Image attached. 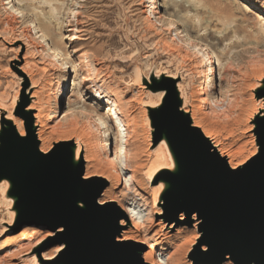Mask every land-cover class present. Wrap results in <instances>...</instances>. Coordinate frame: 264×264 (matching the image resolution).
I'll return each mask as SVG.
<instances>
[{"label":"rangeland","instance_id":"obj_1","mask_svg":"<svg viewBox=\"0 0 264 264\" xmlns=\"http://www.w3.org/2000/svg\"><path fill=\"white\" fill-rule=\"evenodd\" d=\"M18 1L23 2L19 9L29 18H18L15 11L2 5L0 0V104L5 106L4 110L12 107L6 111L12 110L13 115L24 123L22 117L28 112L25 91L30 87L19 71L21 66L24 67L27 74L30 72L28 76L33 86L32 92H37L39 107L43 108L42 114L53 117L50 126L54 128L47 132L44 142L45 146H51V150L59 144L61 147H67L71 140L76 142L78 136L94 137L97 124L93 119L85 118L84 111L81 113L76 109L82 104L89 106L94 102L95 98L89 95L91 91L80 85L82 80L89 79L95 82L94 87L101 94L114 96L108 104L113 101L121 111L133 116L137 141H133L131 145L136 154L142 156V160L145 159L144 155L157 146L155 142L158 139L155 132L156 116L149 112L146 105L156 104L157 95L165 92L170 86L177 91V84L181 85V93L176 92L181 97L178 98L180 103L184 102L185 108L196 112V121L216 137L213 143H220L222 147L227 148L232 163H240L242 160L247 163L259 153L260 143L254 125L259 113L264 111V98L261 94L264 91V37H261L264 36V0H159L158 16L150 14L149 0ZM244 5L248 8L247 11L240 10ZM168 16L175 20L176 24L171 25L172 22L166 18ZM36 17L39 18L38 21L41 18L40 21L46 23L39 21L42 26L45 25V29H49L47 32L53 35L52 40L55 39L57 45L61 42L62 45L59 46L62 48L66 66L62 67L61 61L53 58L45 43L39 39V34L29 30V25H32L31 22ZM181 35L185 36L181 38ZM17 46L19 50L16 49ZM14 48L15 50H12ZM23 55L25 61L22 60ZM167 75L175 77V80L169 81L171 79L167 78ZM204 82H207V85ZM64 83L66 86L61 90ZM86 87H89V84H86ZM201 88L207 98L205 106L199 101L201 96L198 89ZM23 96L26 104L21 108ZM78 98L81 100L80 105H72L71 108L68 100L72 101L71 104H76L79 102ZM105 106L106 104L94 107L100 113ZM2 123L0 121V128ZM110 134L112 136V133ZM9 138L8 132H4V141ZM65 141L66 143H63ZM82 150L83 155L87 153L85 147H82ZM254 151L255 155L252 156ZM88 169L86 170L82 159V177L86 172L92 173L95 170L92 166ZM144 172L145 170L136 176V187L130 184L123 190V193L135 202L136 213L140 220L144 221L142 231L153 223L155 225L156 215L153 212L158 208H162V223H170L164 217L163 202L160 201L158 193L156 203L152 206L148 188L150 184L147 183ZM121 175L124 183L123 177L127 178L128 175L123 172ZM96 184L97 187L104 185L103 190L109 186L107 183ZM102 191L95 202L98 203ZM8 199L9 192L0 190V231L4 222L8 221L6 218H9V207L6 206ZM177 219L184 222L180 216ZM195 219H198L197 214ZM195 219L191 216L187 225H175V222H171L174 227L170 230L171 233H164L155 227L154 231L164 234V237H152L151 244L162 242L169 245L174 242L172 249L162 254L164 259L169 254L172 255L170 264H177L178 259L189 264L188 256L196 246L202 252L201 247L205 245L200 243L203 235L202 220L198 219V225L194 228ZM120 222H124L123 217ZM24 227H27V224L7 228V235H0V246L1 242L18 234ZM34 231L36 234L30 239L31 242L44 233L35 228ZM137 238L139 241L143 238L141 232ZM24 244L28 245L27 242ZM137 245L143 246V258L148 249L145 245ZM57 246L59 244L56 242L55 247H50L43 254H51L52 249ZM16 249L17 247L12 246L5 252L11 254ZM158 256L157 253L156 259ZM227 263L232 264H225Z\"/></svg>","mask_w":264,"mask_h":264},{"label":"bare ground","instance_id":"obj_2","mask_svg":"<svg viewBox=\"0 0 264 264\" xmlns=\"http://www.w3.org/2000/svg\"><path fill=\"white\" fill-rule=\"evenodd\" d=\"M2 2H3L2 5L9 6L10 9L14 10L15 13L18 15V18H21V19L29 18L27 14H24L23 10L19 9L22 6L23 2L21 3L18 0H2ZM44 2L46 1L44 0ZM158 3H159V0H149L148 1V5H149L148 9H149L150 14L158 16V13H157ZM241 9L246 10V11L248 10V8L245 5L242 8H240V10ZM58 17H56L57 21H58ZM59 18H62V17H59ZM166 18L168 21L172 22L171 25L176 24V21L172 20L170 16ZM38 19L36 17L34 20H32L31 22L32 25L31 26L29 25V30L35 34H39V39L41 38L40 39L41 42L45 43V46L47 47L48 52H50L53 58L55 60L61 61L62 67L66 66V63L64 61L63 54L61 51L62 48L59 46L61 42L57 45L55 43V39L52 40L53 35L50 34L51 32L48 33L49 29H45V25L42 26L45 22L40 21L41 20L40 18L39 21L43 23L41 25ZM48 19L51 20V18H48ZM261 21L259 22L260 26L262 25V23H264V22L261 23ZM48 23L50 22L48 21ZM50 29H53V28H50ZM260 30H262V28H260ZM59 35L61 34H58V36ZM181 36H182L181 38H183L185 35L184 36L181 35ZM60 37H63V36L61 35ZM261 37H264V36H261ZM195 38L196 37H194V39ZM56 40L61 41L60 38L59 40L58 39ZM70 41H73V39H71ZM17 47L16 49L19 50L20 48L19 47L17 48ZM12 50H15V48ZM22 60L25 61V55H23ZM207 63H208V60H207ZM27 65L29 64L27 63ZM31 67L33 68V66ZM23 68L22 66L21 68H19L21 76H23L25 81H27L30 84V87L27 88L25 91V97L28 102V105L26 106V108L28 109V112L26 113L25 116H23V114L21 115L23 116L22 117V119L24 120V123H23V121L20 118H16L13 115L12 110L7 112L6 111L7 108L4 110L5 106H2L0 104V111H1L0 121L3 122L0 128L1 129L0 130V156L5 155L4 153L5 151L23 146L26 144V141L33 139L37 143V145L38 143H40V148H38L37 146V151L40 153L42 157H46L52 151L56 150L57 148H60L61 144H59L58 146H55V148L52 150H51V146L47 147L44 145L45 136L47 132L49 130L52 131L51 128H54L50 126V122L53 117H51L49 114H44V115L42 114L41 110L43 108L40 109L39 107L40 100H38L37 92L36 91L32 92L33 86L31 85V82H30L31 79H29L30 77L28 76L30 72L27 74L25 69ZM167 78L171 79L169 81L175 80V77H171L169 75H167ZM91 81L93 80H89V79L82 80L80 82V85H82L83 88L87 89V91L88 90L91 91L89 95L95 98L93 99L94 102L89 106L82 104V106L77 107L76 109L78 110V112L80 111L81 113L84 111L83 115L85 116V118L93 119L98 127L96 129V132H94L95 134H93L94 136L93 138H90V137L80 138V136H78L76 142L75 140L74 142L71 140L70 142L71 144H69L67 147H64V153L61 157V167L68 176L71 191L74 196V207L78 211L90 217H93V218L97 216V213L99 211L112 209V208L117 209V211L121 214V217H123L124 222H120V219L118 221L119 231L115 238V241L118 243H132L138 247H141L136 250V254L141 257V259L143 260L145 264H170L169 260L172 255L170 256L169 254L167 258L164 259L162 258V254L168 253V251L172 249L174 242L173 243L171 242L169 245L163 244L162 242H160L159 244L158 243L151 244V242L153 241L152 237L155 236L156 239L157 238L163 239L164 237V234L160 232H155L154 229L155 227H158V229H160V231H164V233H171L170 230L174 229L173 225L170 224L171 222L172 223L175 222L174 223L175 225H180L179 224L180 220L177 219L178 216H180L181 220L186 221L185 213L183 211H181L175 219L171 218L173 213H175V211L178 208L187 207L191 205L192 203H196V199L191 194H189L183 187H181L179 183L180 181H183L185 183H188L190 181V177L188 173V163L185 158L184 151L179 147L177 143L173 141V139L171 138L170 134L166 131V129L162 127L165 100L168 97V93L167 91L160 92L157 95L158 102L156 104L152 105L148 103L150 106L146 105L147 109H149V112L154 113L156 116L155 124L157 125V128L159 130L160 137L155 142L157 146H155L150 153L148 152L149 154L144 155L145 159L142 160L141 159L142 156L140 157L138 154H136V151L133 149V146L131 145L133 141H135L137 138L136 125L134 123L133 116H131L130 113L125 114L126 111L125 112L121 111L118 105L115 104V102L113 103V101L108 104V102L110 101V98L111 97L113 98L114 96L112 94L111 95L101 94L96 89V87H94L95 82L94 81L91 82ZM92 83L94 85H91ZM204 83L207 85V82H204ZM86 84H89V87H86ZM35 85H37V83ZM65 86L66 84L64 83L61 86V90ZM180 86H181L180 84H177L176 86V88L178 89L177 91H179V93H181ZM198 91H199V96H201L200 100L199 99L198 100L203 106H205L207 104V98L203 93L204 92L203 88L198 89ZM262 93L264 94V91H262ZM117 96L119 97V95ZM115 97H116V94H115ZM262 97L264 98V95ZM80 98H78L77 101H79ZM178 98L181 99L179 94L177 96L172 95L170 99V105L175 115L182 121L188 122L191 127L200 130L203 137L205 138L207 142V145L211 148V152L216 153L220 158L225 159L226 163L228 164L231 170L241 168L245 162H243L242 160V162L240 163L239 162L235 164L232 163L230 161V156L228 154L229 152H227V148L225 149V147H222L223 145L221 146L220 143L219 144H217L216 142L213 143V141H215L214 140L215 136L212 133L211 135L210 133H208L205 129L201 127L198 120L196 121V118H195L196 112L194 110H188L187 108H185L184 102L183 104H181ZM33 99L36 101L34 102ZM80 101L77 102L76 104H71L72 101L70 102L68 100V105L69 106L71 105V108H72L74 105L76 106L80 105L81 103ZM104 104H106V106L103 108V110L100 113L98 109L94 107V106H97V107L103 106ZM13 105H14V99L12 102V106ZM9 108L11 109L12 107H8V109ZM32 111H33V114H32ZM83 115L81 117H83ZM30 120H31V126H30V129H28L27 125L30 123ZM257 121H264V111L262 113L261 112L259 113L257 117ZM146 123H147V120H146ZM254 126L257 129L256 123ZM4 132H8V134L10 135V138L5 139V141L3 142ZM155 132H157L156 129H155ZM110 133H112V136ZM80 134L82 135V133ZM84 134L86 135V133H83V135ZM88 136H91V135H88ZM110 136L113 137L112 157L110 156V148L112 147ZM75 139H76V136H75ZM63 143H66V141ZM82 147L83 148L85 147L86 148L85 151H87V153L84 155H83L84 151L82 150ZM254 155H255V151L253 152L252 156ZM82 159H83V163L85 162L86 170L90 166H92L95 170H93L94 172L92 171V173L86 172V174H84L83 177L81 176V178H78L79 173H81L80 171H81ZM143 170H145L144 175H145L146 181L148 184H150V187L148 186L147 187L150 188L149 193H151L150 196L152 200V206H154V204L156 203L155 198L158 193L160 201L163 202L164 217L167 219V221H170L169 224L162 223L163 219L160 217L162 214V208H158V210H154L153 212L154 215H156L155 225L154 223L149 225V227L145 228L144 231H142V229H144L143 227L144 221L143 220L141 221L140 217L136 213L135 202H133L128 195L123 193V190H125L126 187L129 186L130 184H133V186L135 187L138 185L136 176L140 175V173H142ZM122 172L124 175H128L127 178L126 176L123 177L124 183L122 182V175H121ZM27 180H30V179L26 178V176L23 173L17 174L15 172L14 164L8 165L7 167H2L0 165V190L1 192H4V193L9 192V195H10V199L6 200L7 203L5 202L6 206L8 205L9 207L8 208L9 218H6L8 219V221L4 222L3 224L4 226L2 227V230L0 231V235H7V231H8L7 228H10V227L13 228V225L15 226V228H17V226L20 227L24 223L27 224V227L22 228L18 234L12 237L9 236L10 238H7L3 242H1L2 244L0 246V264H16V263H21V264H27V263L28 264L29 263L30 264H75L76 262L74 259H66V258L64 259L61 256L62 253L66 250L65 243H62L56 248L52 249V252H50L51 254H49L48 252H47L48 255H45L47 253L43 254L44 247H46L51 241L58 240L61 237V235L65 233V230H66L65 220H61L56 224L50 223V222L31 223L29 220L25 218H21L23 214L29 211V209L32 207V204H33V202L28 199L26 192L24 191V187L27 183ZM91 183L109 184V186L102 191L100 198L98 199V203L96 202L97 209L95 208V210L90 209L85 201V197L91 194L92 189L90 190V188L84 184H91ZM5 198H8V197H5ZM194 214L192 215V217L195 219L196 214L195 215ZM198 219L201 221L199 217ZM198 219H195V223L193 226L194 228L195 226L198 225V222H199ZM32 226H34L35 230H40L44 232L41 236H39L33 242H31L32 240L30 239H32V237H34L36 233L34 231V228H32ZM139 232H141L143 236V238L140 241L137 240L138 239L137 236ZM151 233H153L152 236H150ZM25 242L28 243L27 246L24 244ZM137 244L145 245L146 248L148 249V251L144 254L143 258H142L143 246H140ZM12 246L17 247L18 250L16 249V251L12 252L11 254H7L5 250ZM206 250H207V247L205 245L201 247L202 252H206ZM157 253L159 256L156 259ZM174 253L175 251L172 254ZM176 261H177V264H185L184 260H183L184 261L183 263L180 262L181 261L180 259ZM188 262L190 264V262L192 261L188 259ZM226 262H230L228 260V257H226V261L223 264H225Z\"/></svg>","mask_w":264,"mask_h":264},{"label":"water","instance_id":"obj_3","mask_svg":"<svg viewBox=\"0 0 264 264\" xmlns=\"http://www.w3.org/2000/svg\"><path fill=\"white\" fill-rule=\"evenodd\" d=\"M166 91L162 127L184 151L190 181L179 183L196 199V203L178 208L171 218L183 211L186 221L179 224L187 225L196 213L202 220L200 243L207 246L206 252H200L197 246L193 248L188 259L192 264H223L226 257L232 264H264V121H256L259 153L241 168L231 170L225 159L211 152L200 130L175 115L170 99L177 93L172 86ZM22 98L21 108L25 103ZM30 126L31 120L27 128ZM155 129L159 138L157 125ZM37 146L30 139L23 146L5 151L0 165L14 164L17 174L23 173L30 179L24 191L33 204L21 218L31 223L66 221L65 233L43 251L55 247L56 242L65 243L61 256L74 259L75 264H145L136 254L141 247L115 241L121 218L117 209L99 211L93 218L74 207L70 182L61 167L64 147L42 157ZM81 176L82 172L78 178ZM84 185L92 189L85 197L86 204L95 210L96 198L105 186Z\"/></svg>","mask_w":264,"mask_h":264}]
</instances>
